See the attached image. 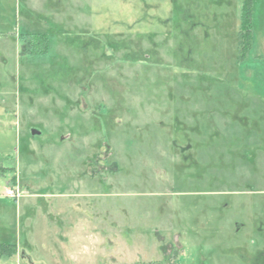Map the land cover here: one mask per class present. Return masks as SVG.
Masks as SVG:
<instances>
[{"label":"rangeland","instance_id":"obj_1","mask_svg":"<svg viewBox=\"0 0 264 264\" xmlns=\"http://www.w3.org/2000/svg\"><path fill=\"white\" fill-rule=\"evenodd\" d=\"M252 1L0 0V264H264Z\"/></svg>","mask_w":264,"mask_h":264},{"label":"trees","instance_id":"obj_2","mask_svg":"<svg viewBox=\"0 0 264 264\" xmlns=\"http://www.w3.org/2000/svg\"><path fill=\"white\" fill-rule=\"evenodd\" d=\"M252 4H253L252 0H245V2H244V10H243V16H242V33L240 35L241 37H240V41H239L241 49L242 48L245 49V48L249 47L251 39H252V12H253ZM44 44H46V42H44ZM26 45H27L26 50L28 51L29 48L32 46V44L29 43V41H27ZM46 48H47V46H46ZM241 55H242V52H241ZM1 247L3 248V246H1ZM5 253L6 252H4L3 254H5Z\"/></svg>","mask_w":264,"mask_h":264},{"label":"built area","instance_id":"obj_3","mask_svg":"<svg viewBox=\"0 0 264 264\" xmlns=\"http://www.w3.org/2000/svg\"><path fill=\"white\" fill-rule=\"evenodd\" d=\"M5 196L10 199L18 200L20 198V191L18 188L11 187L6 190Z\"/></svg>","mask_w":264,"mask_h":264},{"label":"crops","instance_id":"obj_4","mask_svg":"<svg viewBox=\"0 0 264 264\" xmlns=\"http://www.w3.org/2000/svg\"><path fill=\"white\" fill-rule=\"evenodd\" d=\"M28 191V190H27ZM17 248H18V245H17Z\"/></svg>","mask_w":264,"mask_h":264}]
</instances>
